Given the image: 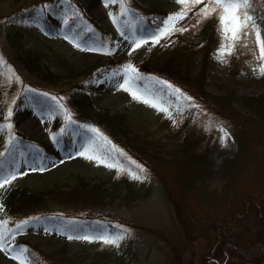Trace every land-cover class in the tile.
Instances as JSON below:
<instances>
[{
    "label": "rangeland",
    "instance_id": "rangeland-1",
    "mask_svg": "<svg viewBox=\"0 0 264 264\" xmlns=\"http://www.w3.org/2000/svg\"><path fill=\"white\" fill-rule=\"evenodd\" d=\"M256 2L264 8V0ZM128 4L131 11L113 23L109 11L118 13V5L105 7L103 0H0V126L12 125L0 130V172L17 174L0 189V220H8L6 227L16 232L11 244L24 247L28 241L73 256L58 258L56 264H264V241L251 246L241 235L235 245L227 234L220 249L214 240L215 234L222 237L226 225H235L237 214L252 216L253 204L264 214V113H250L242 104L243 96L264 93V75L254 71L260 63L254 37L249 35L222 63L216 58L218 22L215 16L202 20L201 27L211 28L208 43L198 38L192 69L182 73L162 62L184 32L157 44L150 35L181 5L176 0ZM202 7H192L176 27L197 32ZM28 8L33 15H21ZM45 20L55 26L54 33L46 29ZM141 38L148 42L133 50V41ZM92 48L101 50H88ZM30 60L44 77L23 63ZM127 64L138 74L141 67L154 68L155 79L141 74L142 79L133 82L140 92L154 95L141 82H160L166 91L191 92V101H180L205 100L198 108L212 129L192 152L184 156L177 150L183 133L174 130L173 109L165 104L169 117L119 87ZM34 93L38 95L32 98ZM82 99L90 103L86 114ZM105 109L119 115L123 130L104 123L100 114ZM54 113L61 116V133H51ZM229 125L238 128L241 146ZM85 149L123 170L118 174L117 168L78 154ZM129 171L142 178L133 179ZM81 179L91 184L78 187ZM95 182L99 187L91 186ZM20 189L38 192L39 202L30 208L14 202L8 215L5 200ZM68 192L79 198L63 201ZM182 208L193 215L187 228L177 215ZM36 217L40 220L17 232L18 222ZM214 224L216 229L211 228ZM120 231H125V239L119 247L67 238ZM206 254L215 258L205 262ZM12 255L0 251V264H18Z\"/></svg>",
    "mask_w": 264,
    "mask_h": 264
},
{
    "label": "trees",
    "instance_id": "trees-1",
    "mask_svg": "<svg viewBox=\"0 0 264 264\" xmlns=\"http://www.w3.org/2000/svg\"><path fill=\"white\" fill-rule=\"evenodd\" d=\"M261 7L258 6L257 2L254 5L255 9V15L257 17V21L261 24L264 25V8L260 9ZM33 10L27 9L26 12L21 13V15H33ZM46 24V29L50 32L55 31V26L48 20H45ZM202 22L197 25V27H201ZM211 29V28H210ZM210 29L201 27L197 32L191 31V29L184 31L182 33L183 35H180L178 37V42L176 45H174V48L170 51L168 56L163 60L162 63L168 64L173 69H177L180 72H186L187 74L189 73V69L191 68V65L193 64V57L196 53L197 47H198V38L203 36L205 38V44L208 43V34L210 33ZM262 37H264V31L261 33ZM27 68L32 69V71L37 72L40 75H44L45 73L40 70L39 68L35 67L33 65L34 60H30V62L24 61L23 62ZM154 67V66H152ZM154 70V68H152ZM192 69V68H191ZM153 70L149 69V67H141L139 69L142 75L146 76L148 75L147 79H155L156 76L153 74ZM198 72V71H197ZM139 74V76L141 75ZM55 76V75H54ZM44 77V76H43ZM52 77V76H51ZM56 77V76H55ZM49 80H54L52 78H48ZM142 85L146 86L147 88H150L154 95L157 94V97L160 98L161 102L164 104H167L171 109L174 110L175 114L177 115V120L176 124L174 127L175 131L183 133L182 140L180 143H178V148L177 150L182 153L184 156L192 152V148L194 147L198 141L202 140L204 136H207L210 134L211 129H212V123H209L208 117H203L202 110H200L198 107L202 106L203 102H196V104L189 103V102H183L180 100H177L176 96L177 94L174 92V90L171 91H166L164 88L163 84L160 82H141ZM177 86V85H175ZM173 87V86H172ZM198 91V90H197ZM184 93L185 96L189 95L187 92L185 93L184 91H181ZM199 92V91H198ZM202 94V93H200ZM35 95H38L36 93L31 94L32 98L36 97ZM191 95V92H190ZM192 96V95H191ZM41 99V98H40ZM197 100V99H193ZM82 102L87 103V105L83 106L82 113L86 114V108L90 104L89 102H86L85 100L82 99ZM43 104L44 101H42ZM242 104L246 108V111H249L250 113H260L262 111L264 113V93L262 94H255V95H247L242 97ZM49 105V104H48ZM191 105H196V106H191ZM51 108H54L52 104H50ZM178 112V114L176 113ZM181 115V116H180ZM101 118L104 119V123L107 124L112 130L114 131H119L124 129V125H121V120H118L119 115H110L108 110H103V113L100 114ZM110 119V121H109ZM60 125H61V116L58 113H54L53 116V126L51 128V133H61L62 130H60ZM122 127V128H121ZM229 130L232 133L233 136L236 137V140L238 142V147L242 145L241 140L238 136V128L235 127L234 125H229ZM13 153V151H12ZM182 157V156H181ZM191 175L193 176L192 170H189ZM231 172L226 171V174H230ZM191 175H188V178H191ZM194 180V179H193ZM191 179V181H193ZM88 184L90 185L91 183L84 179H81V184L77 185L78 187H81L83 185ZM99 182L93 183L91 186H96L99 187L98 185ZM87 187V186H86ZM95 190V189H94ZM38 192L34 191H29L27 189H20L14 191V193L9 194V197L5 200L4 203V210L5 213L9 215L11 209V204L14 202H17L18 204L21 205V207L24 206H29L32 207L36 203L39 202L37 194ZM70 192L67 193V195L62 196V200L65 202H75L76 198H79L78 194H69ZM76 196V198H74ZM89 196V195H88ZM75 199V200H74ZM254 207L256 208L255 211L253 212L252 216L247 217V214H237L236 217H233V222L235 223L234 226L231 225H226L225 230H223V233H226L222 237H219L217 234L214 235V240L216 239V243H218L219 248L221 249V244H225L226 241L230 238V240L233 241V243L236 245L238 244V238L241 235H244L245 238L251 246H255L256 244H259L261 241H264V214H261V207H259L256 204H253ZM264 208V207H263ZM13 209V208H12ZM183 213H178L180 217V223L184 226V228L188 227V219H193V215L191 212L185 210L182 208ZM244 212V210H243ZM251 214V213H250ZM196 217V216H195ZM195 220V218H194ZM195 222V221H194ZM204 226L208 225V221H203ZM218 224H214V226H211V228L218 227ZM206 229V228H205ZM212 230V229H211ZM229 238H228V235ZM234 238H231L233 237ZM229 247H231V243H228ZM234 245V246H235ZM66 244H63L61 246L62 249H64ZM24 247L28 250V253L26 255H29V261L30 264H56L59 262V259H72L73 256H68V252H56V251H50L48 249H45L41 246H39L36 243H31L28 241L24 242ZM126 250L127 254H130V248L128 247ZM74 255V254H73ZM214 254H206L205 262L208 260H213ZM67 259V260H68ZM71 261V260H70ZM204 263V262H203ZM205 264V263H204Z\"/></svg>",
    "mask_w": 264,
    "mask_h": 264
},
{
    "label": "snow or ice",
    "instance_id": "snow-or-ice-1",
    "mask_svg": "<svg viewBox=\"0 0 264 264\" xmlns=\"http://www.w3.org/2000/svg\"><path fill=\"white\" fill-rule=\"evenodd\" d=\"M105 7H109L112 4L118 5L119 12L113 13L109 11V17L113 19V23H117L119 17L126 16L130 11L128 0H103ZM178 4L181 5V8L178 12L173 13L168 16L167 19L163 21V27L159 28L155 33L150 34L153 44L159 43L160 39L163 37L171 36L175 32H184L187 31L186 28H178L176 24L178 21L183 20L192 7L196 5L203 4V7L200 8V11L197 13L201 17L197 23H201L202 20L208 19L215 16L218 22V31L220 33V47L217 49V59L226 63V56L233 54L236 46L240 43H243L246 38L251 35L254 37V42L257 50L255 58L260 61L258 67L254 71H258L261 75H264V37L261 33L264 31V25H261L257 21L255 15L254 5L256 0H176ZM45 6V9L46 10ZM43 14V10L42 13ZM264 19V17H262ZM119 30V29H118ZM123 35V33H122ZM127 39V36H125ZM67 39V37H66ZM148 41L141 38L133 41V50L139 48L142 45L146 44ZM78 46V45H77ZM246 46V44H245ZM103 47V45L101 46ZM89 51H99V48L88 49ZM0 63H3L2 58H0ZM116 75V74H114ZM142 77L137 73L136 68L132 64H127L123 69V80L124 82L119 85L121 89L128 91L134 99L141 100L143 103L149 104L151 107L155 108L157 111L164 112L169 117L171 113L169 112L168 106L163 104L159 97L148 94L146 92H140L138 88H135L134 81L141 80ZM168 88H171L172 85L167 82H163ZM174 92L177 94V100L183 99L186 101H191V97H187L180 93L179 89H174ZM55 99V98H53ZM196 106V105H191ZM61 107H63L61 105ZM12 111L9 109L8 117H11ZM66 119L71 121L70 114H66ZM11 129V123L0 126L2 128ZM93 132H98L96 129H91ZM223 131V129H221ZM99 134V133H98ZM102 135V134H99ZM50 136L53 140L56 139L55 134ZM226 136V133H225ZM225 136H221V141L223 142ZM15 138L14 136L12 137ZM91 150L85 149L84 152L78 153L81 156H85L87 159L96 160L98 163L105 164L109 168H117V173L119 174L122 171V166L118 165L115 162L109 163L102 155L93 151V154L89 155ZM0 155H3L0 153ZM123 155V153H121ZM134 163V162H133ZM140 170L143 171L142 166H139ZM33 170H36L35 168ZM43 171V168L39 169ZM128 174L133 179H141L142 177L132 173L131 171ZM17 178L15 171L10 172H0V189L6 188L13 180ZM0 211H3V205L0 204ZM40 220L39 217L29 218L28 220L18 222L15 227L17 232L22 231L26 226H30L32 220ZM8 220H0V251L13 253L12 259L16 260L18 264H30L28 250L22 246H15L11 244V239L15 238L16 232H13L11 229H8L6 226ZM119 227V226H118ZM44 231H49V229L44 228ZM60 235H66L65 232H60ZM68 239H79L85 240L88 242L100 241L103 245H111L115 247L120 246V241L125 239V231H120L118 233L108 234L101 233L97 235H77L75 237L68 235Z\"/></svg>",
    "mask_w": 264,
    "mask_h": 264
}]
</instances>
